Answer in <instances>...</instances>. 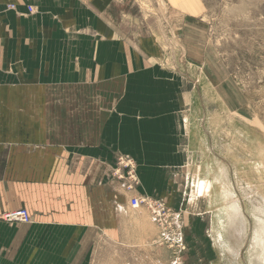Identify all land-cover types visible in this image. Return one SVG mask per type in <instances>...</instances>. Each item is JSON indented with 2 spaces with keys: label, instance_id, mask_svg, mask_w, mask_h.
Here are the masks:
<instances>
[{
  "label": "rangeland",
  "instance_id": "374dc122",
  "mask_svg": "<svg viewBox=\"0 0 264 264\" xmlns=\"http://www.w3.org/2000/svg\"><path fill=\"white\" fill-rule=\"evenodd\" d=\"M115 12L125 35L157 41L156 77L129 94L31 89L36 103L2 105L0 131H114L115 156L134 157L147 196L184 224L179 258L141 209L148 264H264V0H117Z\"/></svg>",
  "mask_w": 264,
  "mask_h": 264
},
{
  "label": "crops",
  "instance_id": "0c3cea01",
  "mask_svg": "<svg viewBox=\"0 0 264 264\" xmlns=\"http://www.w3.org/2000/svg\"><path fill=\"white\" fill-rule=\"evenodd\" d=\"M116 1L0 0V112L36 103L31 89L129 94L155 78L157 41L125 35ZM115 150L114 131H0V264H148L154 231L111 183ZM23 208L31 223L3 221Z\"/></svg>",
  "mask_w": 264,
  "mask_h": 264
},
{
  "label": "built area",
  "instance_id": "2783aa9c",
  "mask_svg": "<svg viewBox=\"0 0 264 264\" xmlns=\"http://www.w3.org/2000/svg\"><path fill=\"white\" fill-rule=\"evenodd\" d=\"M109 178L111 183L125 196L127 206L132 210L146 208L151 215L153 223L161 231V239L174 250L177 257L185 251L183 229L184 224L180 215L172 212L164 199H154L138 192L141 180L138 175L137 164L128 155H118L115 158ZM8 224H29L32 217L28 210L19 209L3 216Z\"/></svg>",
  "mask_w": 264,
  "mask_h": 264
},
{
  "label": "bare ground",
  "instance_id": "6f19581e",
  "mask_svg": "<svg viewBox=\"0 0 264 264\" xmlns=\"http://www.w3.org/2000/svg\"><path fill=\"white\" fill-rule=\"evenodd\" d=\"M201 186L203 187V188L201 187L202 189L206 190V189H208L207 186H209V185L202 184ZM262 208L263 209H261L262 210V213H261L262 217L261 218H264V206H262ZM232 209L234 211V213L232 214L233 223H232V226H231L233 241H232V239H230V242H229L230 249H229V251L232 254H237L238 246H239L238 243H240V242H238L239 239L237 238V235H240L242 233V229H241L242 227L241 226H243L242 224H243L244 221H243L242 212H241L240 207L236 206L235 208H232Z\"/></svg>",
  "mask_w": 264,
  "mask_h": 264
}]
</instances>
